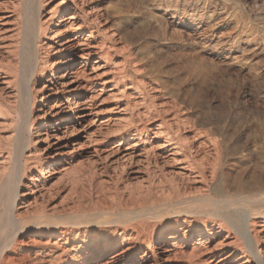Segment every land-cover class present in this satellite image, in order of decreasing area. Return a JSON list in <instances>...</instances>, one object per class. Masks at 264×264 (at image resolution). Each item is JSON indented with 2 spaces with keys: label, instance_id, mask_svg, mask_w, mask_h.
Here are the masks:
<instances>
[{
  "label": "rangeland",
  "instance_id": "374dc122",
  "mask_svg": "<svg viewBox=\"0 0 264 264\" xmlns=\"http://www.w3.org/2000/svg\"><path fill=\"white\" fill-rule=\"evenodd\" d=\"M59 1L48 0L46 6L50 8ZM86 1L80 8L89 12L84 15L88 22L94 19V30L91 26L83 28L78 41L88 43L89 47L74 58L72 69H78L86 87L82 101L88 118L86 123L62 135L58 150H47L48 141L44 140V130L39 125L45 120L51 126L49 107L56 99L42 102L44 106L40 108L35 101L37 109L27 126L33 121L28 161L31 163H26L31 168L26 170L19 189L20 193L28 194L24 198L25 207L18 213L27 219L53 213L96 218V222L110 220L109 229L120 233L122 227L132 223H118L117 218L124 211L161 210L179 198L188 200L204 194L214 197L213 180L208 173L201 178L196 172L179 170L188 163L185 155L197 162L203 155L212 158L213 147L197 151V143L225 139L264 148V0ZM94 5L98 6L91 10ZM10 7L9 4L5 9L0 4V16ZM44 14L42 21L47 18ZM0 22L1 29V19ZM56 23L57 19H52L43 45L47 46L43 54L48 72L45 81L50 79L58 58L53 53L60 48L58 40L49 38V30ZM8 27L15 29L16 20ZM2 35L0 31V41ZM80 55H84V60ZM80 62L83 66L78 67ZM40 86L38 83L34 89ZM39 115L44 118L39 120ZM13 117L2 116V121L8 120L6 123L14 121L9 125L0 123L2 155L8 157L0 168L2 185L13 172L14 161L9 156L14 143ZM142 128L148 131L134 137ZM157 130L168 131L178 144V153L169 165L161 164V157L166 154L159 149L163 139L154 138ZM134 143L137 148H132ZM134 149L140 155L135 165L141 168L135 182L121 167L125 163L121 156ZM59 159L58 172L48 176L45 166ZM229 161L222 168L224 177L247 182L246 191L256 190L255 182L264 180L260 167L264 165V156L253 157L249 162ZM186 206V203L177 205L175 210ZM253 207L264 213V201ZM160 220L154 216L146 220L144 236L148 241L136 256L151 250L143 264H255L249 255L232 248L224 249L214 258L213 253L200 249L192 258L196 238L185 247L178 243L182 246L177 248L176 256L165 258L162 251L167 245L153 248L161 229ZM106 228L99 224L94 229L102 232ZM56 238L37 234L18 238L20 243L15 250L6 254L7 264H48L34 254L36 245L47 241L53 244ZM221 240L233 242L232 237ZM221 240L208 243L209 249L217 247L215 243ZM258 249L264 256L262 241ZM218 258L223 261L218 262ZM101 261L90 258L83 264H105ZM119 264H124V258Z\"/></svg>",
  "mask_w": 264,
  "mask_h": 264
},
{
  "label": "bare ground",
  "instance_id": "6f19581e",
  "mask_svg": "<svg viewBox=\"0 0 264 264\" xmlns=\"http://www.w3.org/2000/svg\"><path fill=\"white\" fill-rule=\"evenodd\" d=\"M47 1L0 0V4L5 9L9 4L11 5L10 10H5L7 15L2 14L0 16L2 21L0 31L3 34L1 36L2 42L0 41V123H6L8 121L5 122L6 117L10 116H14L13 119L15 118L16 121L13 132L14 143L9 153L14 161L13 172L3 185L0 183V264L8 263L6 254L11 253L20 243L18 238H26L28 235L35 234L48 237V239L57 237L53 244L47 241L36 245L37 250L34 254H38L37 258L40 261L46 260L48 264H83L90 258L101 259V262H105V264H119L123 258L124 264H143L147 262L148 253L151 250H148L141 257L136 256L142 245L148 241L147 237L144 236V228L146 220L151 216L162 219V221L160 220L161 229L154 239L153 248L160 249L162 244L167 245L162 251V256L165 258L174 256L179 246L184 244L185 247L196 238V246L190 254L192 258L200 249L204 252L213 253L211 258H214L224 249L232 248L234 251L239 250L243 255H249L255 264H264V256L258 249V243L260 241L264 243V213L263 211H255L253 207L255 203L264 201V180L256 181L257 189L248 192L246 191L247 182L239 179L230 181L228 177H224L222 172V168L229 160L249 162L253 157H263V145L253 148V144L240 145L236 141L225 139L197 143L195 147L197 151L208 146L213 147L212 158L203 155L197 162L190 159L189 155H185L184 159L188 160V163L184 167L181 166L179 170L191 172V174H193L192 171L196 172L197 176L201 178L204 177L205 173H208L213 180L211 185L214 197L204 194L188 200L179 198L175 203L165 204L161 210L139 208L136 211H124L117 218L118 223H132L128 227H122L120 233L109 229L112 223L110 220L96 222V218L70 214L60 216L53 213H41V215H35L33 218L29 217V219L19 215L18 210L25 207L24 198L28 194V192L20 193L19 189L26 176V170L31 168L30 165V167L26 166V163H31L28 161L34 130L33 121L29 128L27 126L33 111L37 109L35 101L40 108L44 106L42 102H46L52 97L56 99L53 106L49 107L51 126H48L45 120L39 125L44 130V140L48 141L47 150H58L61 146L62 137L70 130L72 131V129L86 123L88 118V114L84 111L85 103L82 101L86 87L82 84L81 77L79 78L78 69H72V65L75 63L74 58L78 57V53L89 47L88 43L78 41V39L83 28L87 29L91 26L90 28L93 29L94 19L90 18L88 22L84 15L89 12L82 11L80 8V5L86 0H60L50 8L46 6ZM97 6L94 5L90 9L93 10ZM44 12V16L47 18L42 21L41 17ZM54 18L57 19V23L51 31L49 30L51 34L49 38L50 40H58L56 43L60 45V48L53 53L58 57L54 63V73L52 72L50 79L45 81L44 77L48 72L47 61L43 57L47 48V46L44 47L46 44L44 41L48 37L46 35L48 26ZM14 19L16 20V27L11 29L8 26ZM78 22L80 24L76 25ZM91 33L88 34L90 38ZM79 58L84 60L85 57L80 55ZM81 66H83L82 62L78 64V67ZM38 83L41 84L40 88L34 89V85ZM37 94L39 98L36 97ZM68 94L69 96L66 97ZM68 112L69 116L67 115ZM2 116H5L3 121ZM37 118L40 120L44 117L39 115ZM10 121L12 122V120ZM11 122L6 124L9 125ZM161 125L160 122L157 125L158 128ZM146 131H148L146 128H142L140 131H136L134 137L138 138ZM153 134L154 138H162L164 142L159 148L161 154H166L165 157H161V164L173 163L174 155L176 152L178 153L176 139L169 137L168 131L157 130ZM137 146L134 143L132 148H137ZM136 152L137 149H134V151L121 156L125 162L121 165L122 171L128 173L134 182L141 173V168L135 165L138 161L136 159L140 156ZM169 156L172 157L169 158ZM6 157L2 155L0 144L1 169L4 160H8ZM60 160L52 161L45 166V172L50 173L48 176L58 172ZM176 164L178 163L176 162ZM263 166H260L261 170H264ZM184 172L182 174L179 171L183 176ZM188 174L190 175V173ZM0 181H2L1 176ZM176 192L179 193L178 189ZM185 203L186 207L179 211L175 210L177 205H184ZM180 216L184 218L178 219ZM117 219H115L116 222ZM163 219L167 220L163 221ZM256 219L261 220L255 221ZM99 224L105 225L106 230L102 232L95 230L94 228ZM230 237L233 238L232 243H225L221 240ZM216 239L221 240L215 243L217 247L209 249L211 247L208 243H212ZM180 242L182 245L178 244ZM69 243L72 245L68 249ZM125 247L127 249L124 250ZM99 254L101 256H98ZM218 260V262L223 261L222 258H218Z\"/></svg>",
  "mask_w": 264,
  "mask_h": 264
}]
</instances>
